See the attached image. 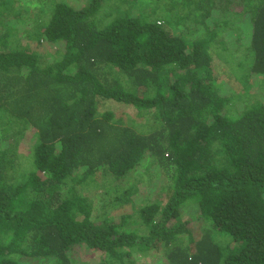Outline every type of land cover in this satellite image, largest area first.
Segmentation results:
<instances>
[{
	"label": "trees",
	"instance_id": "obj_1",
	"mask_svg": "<svg viewBox=\"0 0 264 264\" xmlns=\"http://www.w3.org/2000/svg\"><path fill=\"white\" fill-rule=\"evenodd\" d=\"M39 1L0 0V264H264V0ZM143 158L136 225L95 210Z\"/></svg>",
	"mask_w": 264,
	"mask_h": 264
},
{
	"label": "rangeland",
	"instance_id": "obj_2",
	"mask_svg": "<svg viewBox=\"0 0 264 264\" xmlns=\"http://www.w3.org/2000/svg\"><path fill=\"white\" fill-rule=\"evenodd\" d=\"M25 0H16V4H20L21 2H24ZM30 7H34L33 4H39V6L42 7V3H40L39 0H30ZM212 14H216L214 11L212 12ZM14 20H10V25H14ZM0 29H1V25H0ZM21 43L22 44H27L28 40H26V36L21 38ZM34 43H29V47H36L37 50H42L44 52L47 51H52V49H54V46H51L49 44H37L36 46H34ZM216 60V58L214 59V61ZM261 77V76H260ZM113 108L116 109V113H120L121 111H127L128 112H133V110H129V108L121 107L123 105H119V104H115L113 103ZM127 109V110H125ZM123 113V112H122ZM119 114V115H120ZM148 160L146 159H141L139 163H137L134 168L129 171L128 173H126V175L122 178H118L115 179L113 175L107 173L106 175H103L101 171H99V179L101 180V184H98L97 186H90V185H86V186H82L83 190L82 193L87 195L88 197H90L93 200V206L94 209L96 210V208L99 206L98 201H103V202H108L110 204V206H112L111 201L115 202L114 205L118 204L120 202V199L122 197H125L123 195V193H125L126 195L129 196L130 200L119 210H113V212L118 215L120 213H131V215L128 217V219L131 221L132 226H135L136 223L133 222V219L136 218V210L139 207L138 204L140 202V200L145 199L147 197V199H149L150 197H154L156 196V187H149L144 181V177L142 179H140L141 175L144 174V170L147 164H148ZM107 190V191H106ZM132 190V191H131ZM131 191V192H130ZM113 197V199H112ZM132 203H133V207H132ZM192 203L188 204L187 206L191 205ZM194 205H191V208H186L185 210H183L181 212V219L185 220L188 219L190 217V214L192 212H196L194 210V208L192 209ZM138 219V218H137ZM200 223V222H199ZM130 224V225H131ZM188 225H194V228H197L198 224H194L193 223H188ZM192 227V226H191ZM198 229V228H197ZM193 236H198L200 234V232L196 229H194L193 231ZM214 235H222L221 233L219 234H214ZM86 253V251H84ZM161 252L159 250H155L154 254L148 255V256H143L141 257V262L142 264H162L163 262V258L160 256ZM24 259V258H22ZM27 259V258H26ZM25 259V260H26Z\"/></svg>",
	"mask_w": 264,
	"mask_h": 264
}]
</instances>
